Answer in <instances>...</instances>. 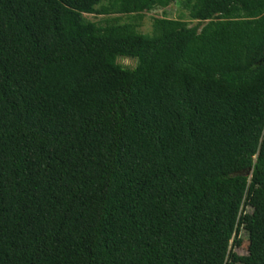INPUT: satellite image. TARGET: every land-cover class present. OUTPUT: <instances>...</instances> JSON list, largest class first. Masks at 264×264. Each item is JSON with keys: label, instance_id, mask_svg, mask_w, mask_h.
Here are the masks:
<instances>
[{"label": "trees", "instance_id": "trees-1", "mask_svg": "<svg viewBox=\"0 0 264 264\" xmlns=\"http://www.w3.org/2000/svg\"><path fill=\"white\" fill-rule=\"evenodd\" d=\"M0 264H264V0H0Z\"/></svg>", "mask_w": 264, "mask_h": 264}, {"label": "rangeland", "instance_id": "rangeland-1", "mask_svg": "<svg viewBox=\"0 0 264 264\" xmlns=\"http://www.w3.org/2000/svg\"><path fill=\"white\" fill-rule=\"evenodd\" d=\"M84 17L86 18L87 21L94 22V23H101L107 19L112 18V17L97 16V15H85ZM115 17H119V16L116 15ZM157 18L183 19L184 21L191 23L192 26L196 24L195 22H192L190 20L188 12L183 10L179 6V4L176 3L167 9H159L151 13L145 14L142 22H140L138 31L143 34L152 33L154 19H157ZM120 19L122 20V22H126L130 18L128 16H121ZM136 61L132 59H119L118 64H120L121 66H124L125 68L134 69L138 63V61L137 62ZM241 235L244 239L248 238V235L246 234L245 231H243ZM237 252L239 255H242V256H245L248 254L246 247H243L242 249H237Z\"/></svg>", "mask_w": 264, "mask_h": 264}]
</instances>
